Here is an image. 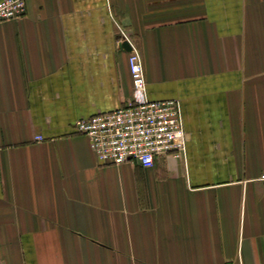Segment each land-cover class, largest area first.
<instances>
[{
	"label": "crops",
	"instance_id": "1",
	"mask_svg": "<svg viewBox=\"0 0 264 264\" xmlns=\"http://www.w3.org/2000/svg\"><path fill=\"white\" fill-rule=\"evenodd\" d=\"M25 3L0 23V264H264V0ZM122 33L182 159L102 164L75 129L133 100Z\"/></svg>",
	"mask_w": 264,
	"mask_h": 264
},
{
	"label": "built area",
	"instance_id": "2",
	"mask_svg": "<svg viewBox=\"0 0 264 264\" xmlns=\"http://www.w3.org/2000/svg\"><path fill=\"white\" fill-rule=\"evenodd\" d=\"M25 11V0H0V23L20 17ZM124 41L130 47L127 61L133 100L111 111L77 119L76 131L87 137L91 151L102 164L137 162L150 168L158 157L184 158L188 136L178 102L148 98L140 52L125 35L118 44ZM35 139L43 137L37 135ZM257 179L264 183V171Z\"/></svg>",
	"mask_w": 264,
	"mask_h": 264
},
{
	"label": "water",
	"instance_id": "3",
	"mask_svg": "<svg viewBox=\"0 0 264 264\" xmlns=\"http://www.w3.org/2000/svg\"><path fill=\"white\" fill-rule=\"evenodd\" d=\"M121 46L125 49H130L129 44L126 41L122 42Z\"/></svg>",
	"mask_w": 264,
	"mask_h": 264
}]
</instances>
